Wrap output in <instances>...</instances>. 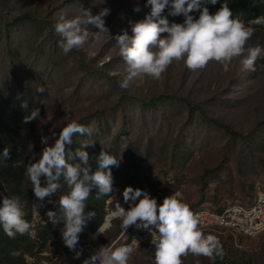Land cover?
Masks as SVG:
<instances>
[{"label":"rangeland","instance_id":"rangeland-1","mask_svg":"<svg viewBox=\"0 0 264 264\" xmlns=\"http://www.w3.org/2000/svg\"><path fill=\"white\" fill-rule=\"evenodd\" d=\"M146 3L147 0H13L0 7V88L14 103V77L29 81L35 94L33 108L40 109V116L33 120L34 128L25 133L29 142V164L39 161L44 147L55 143L52 133L56 132L58 138L59 131L71 120L77 121L95 110L113 107L122 91L120 82L128 74L127 65L119 55L116 36L124 31L132 35V26L151 12V6L145 7ZM170 4L168 9L171 10ZM53 6L56 7L54 10ZM137 7L140 11L134 10ZM105 8L110 10L107 16L102 17L108 33H100L94 25L82 23L80 34L88 33L83 47L64 54L53 25L62 16L68 19L81 16L86 20L84 9L96 16ZM26 12L36 19L6 27L14 17ZM190 15L198 18L199 12ZM177 17V23L184 22L183 13ZM7 33L8 40H5ZM256 45L264 46V34L260 31H255L247 46ZM9 47L12 50H8ZM243 58H234L228 71L215 61L197 71L188 70L183 61L173 62L159 80L140 76L130 81L127 91L132 95L142 99L159 94L184 97L203 110L207 118L203 120L197 109L188 115L187 105L181 102L171 108L143 111V115L137 111L131 113L129 117L133 120L126 126L127 132L116 139L121 162L117 168L115 194L128 177L124 137H130L140 146L146 178L144 186L150 199L161 192L176 195L191 210L213 209L250 204L257 183L264 191V149L260 146H264V67L256 65L255 73L248 76L250 71L243 67ZM41 86L45 88L43 94L37 92ZM212 119L244 136L259 135L257 140H262L253 142L259 144L254 145L257 149L253 156L243 163L233 151L227 135L215 126ZM107 120L111 124L107 134L110 136L120 129L118 111L116 118L111 114ZM45 137L47 145L41 143ZM174 144L179 147L181 157L174 155ZM40 179L42 183L45 177ZM24 185L25 188L32 187L28 176ZM56 199H48L43 213L38 206L32 207L34 228L29 237L35 247L37 225L43 224ZM116 219L121 220L115 218L114 221ZM114 221L108 230L111 234L120 227ZM136 223L138 229H145L140 220ZM121 232L122 229L109 245L103 247H109ZM214 235L223 246L222 264H264V233L254 237L228 233ZM97 238L92 237L91 241L95 242ZM123 239L124 236L115 247L121 245ZM148 248L141 245L136 248L129 264H154L155 248ZM100 249L88 243L79 250L82 251L81 258L74 259L75 253L63 244L59 231L36 259L30 255L25 258L29 264H36V260L39 264H82L84 259L97 254ZM216 257L189 254L182 257V261L183 264H214Z\"/></svg>","mask_w":264,"mask_h":264},{"label":"clouds","instance_id":"clouds-1","mask_svg":"<svg viewBox=\"0 0 264 264\" xmlns=\"http://www.w3.org/2000/svg\"><path fill=\"white\" fill-rule=\"evenodd\" d=\"M208 2L215 5L218 0ZM169 4L170 0H147L145 7L150 5L151 12L143 21L132 26V35L129 36L127 31H124L123 34L116 36L119 55L127 65L128 71L125 79L120 82L122 89H127L130 81L140 76L159 80L173 62L183 61L188 70L197 71L203 70L209 62L215 61L222 65L224 71H228L234 58L244 57L241 61L243 67L249 71H256V61L264 56V46L247 45L256 31L253 26H264V16L249 20L246 24L240 18H233V12L227 3H223L219 10L210 14L207 7L201 8V0H171V11L168 15L175 17L183 13L185 20L183 23H172L169 26L167 17L161 16ZM134 10L140 11L138 7ZM109 11L105 8L98 15L92 16L89 10L84 9L86 20L81 16L71 19L62 16L53 28L55 34L60 37L59 47L64 54L83 47L88 33L84 31L83 35L80 34L82 23L94 25L100 33H108L102 17L107 16ZM194 12H199L198 18L190 15ZM37 92L43 94L45 88L38 87ZM21 107L27 109L28 103L23 102ZM37 116H40V109L33 108L31 115L25 116V122L35 120ZM77 133L81 136L85 133L91 136V129L76 120H71L59 131L58 138L56 132L52 133L55 138L54 145L45 146L39 161L30 163L26 169L34 196L41 200L60 188V184L52 181L63 175L68 191L59 197L61 215L49 211L47 217L54 225L63 220L61 238L63 244L75 253L74 259H80L82 256V251H76V248L86 227L85 221L96 215L93 211L88 212L87 217L84 215L91 186H99L100 194L97 199L100 195L112 193L113 174L109 166L118 168L121 162V159L101 150L96 160L100 169L107 171H96L89 175L91 171L89 153L83 149L95 146V143L88 139L82 141L80 148L76 150L75 155L80 163H68L65 145H71L72 137ZM41 143L47 145V137L42 138ZM10 151V146L4 147L0 156L5 160L9 159ZM82 164L85 167H82ZM41 176L46 178L47 187H41ZM89 181L92 185L88 183ZM141 195L140 189L134 191L131 186L126 187L122 193L125 203H128L129 199L135 201ZM0 199H2L0 227L7 237L15 239L17 235L30 234L34 225L26 219L27 213L20 197L4 196ZM125 210L117 204L114 211L106 214L98 232L104 233L111 229L112 220L115 218L121 219L120 228L124 232H127L129 226L137 220L144 222L145 229L151 226L156 230L152 239L155 248L154 264H183L182 257L189 254L207 258L224 256L219 238L212 234L206 235L199 227V216L176 195L166 196L163 202L158 204L156 198L150 199L145 194L135 206ZM139 244V240L133 239L131 244L115 249L102 247L97 254L84 259L82 264H95L101 257V264H129L133 246L139 248ZM12 255L18 253L14 252Z\"/></svg>","mask_w":264,"mask_h":264},{"label":"trees","instance_id":"trees-1","mask_svg":"<svg viewBox=\"0 0 264 264\" xmlns=\"http://www.w3.org/2000/svg\"><path fill=\"white\" fill-rule=\"evenodd\" d=\"M12 1L13 0H0V7H5L8 4L12 3ZM223 3L228 4L229 8L233 12V18H240L246 24L249 20L255 19L259 16H264V0H218L215 5L209 3L208 0H201V8L207 7L210 14H214L217 10L220 9ZM55 8L56 7L53 6L52 10H54ZM169 11L171 10L166 8L165 12L162 13L161 16H166L169 20V26H171L172 23H177L179 18L177 16L173 17L168 15ZM35 19L36 18L32 14L26 12L14 17L11 23H6V27H8L9 24H11L10 26L12 27L19 26L26 21ZM52 24L53 23L50 22L51 26ZM253 27H255L256 31H260L264 34V26ZM6 29L7 28H5V30ZM5 35V40H8V33ZM8 50H12V47H9ZM258 64L264 67V56L257 60L256 65L258 66ZM253 73L255 72L250 71L247 75L251 76ZM14 84L16 88L14 103H12L11 100L6 96L5 91L0 88V153H2L4 147L10 146L11 150L9 159L5 160L2 158V156H0V198L4 196H19L22 201V206L27 213L26 219L32 223L31 217L33 205L38 206L43 213L47 209V206L45 205L46 202L48 201V199H51L53 197H56L57 199L55 201L54 207L52 208V211L57 212L58 216L61 215L59 211V197L66 194L68 188L66 182L64 181L63 175H61L58 180L52 181L53 183L60 184V188H58L55 193L44 197L43 200L34 196L32 187L25 188L24 182L27 176L26 169L27 165H29L30 162L29 142L25 133L29 129L32 131V129L34 128V122L30 121L26 123L24 118L25 116L31 115V110L34 106L35 94L29 81H24L19 77H14ZM121 90L122 91L118 99L114 102L112 108L108 107L105 109L95 110L93 114L77 120L78 123L83 124L91 129V136H89L87 133H85L83 136L77 133L72 137V144L65 145V156L68 160V163L75 164L80 163L79 158L75 155V153L76 150L80 148L81 142L90 139L95 143V146H89L83 149L84 151H87L89 153V165L91 166L89 175L94 174L96 171H107V169H100L99 164L96 160L101 150L115 156L117 159L119 158V144L116 142V139L120 134L127 132L126 126L128 127V123L132 122L133 120L132 117H129L131 116V113H135L137 111L139 113H142L143 115V111H155L158 107L160 109L165 107L171 108L175 107L177 102H181L182 104L187 105L188 115L192 114L193 109H197L199 110V114H201L203 120H206L207 118L203 110L199 109L198 106H193L184 97L181 98L169 96L166 94H159L151 96L148 99H142L140 97L132 95V93H129L127 89ZM25 101L28 103L27 109L21 107V104ZM127 108H129V110H126ZM117 111L121 120L120 129L113 135L107 136V134L110 132L109 130L111 127V124L107 120L108 116L112 114V116L116 118ZM212 121L214 124H216L215 126L221 129L227 135L229 143L233 146V151L242 158L243 163H245L249 157L253 156V154L255 153V149H257L254 147V145H259L255 143H260L262 140V138H259L257 140L259 135L256 134L252 137L244 136L240 132L235 131L232 128L220 123L216 119H212ZM92 124H95V127ZM123 140H126L125 154L128 161V177L124 181L120 191L115 194L117 167L109 166L113 174V191L108 195H100L99 199L96 198L100 194L99 186L92 185L91 181L88 182L92 186L91 194L87 202V206L84 210V215L85 217H87V213L90 211L95 212L96 215L90 219H86V227L84 228V232L80 235V241L77 245L76 251H79L84 245L88 243H91L98 248H102L104 245H109L120 232V227L113 234L106 230L104 233H100L98 235V238L95 242L91 241V238L93 237L95 232L104 223L107 210L114 211L117 204L121 205V207L123 208L128 209L132 206H135V204L138 203L145 194H147L144 186L146 178L144 176V169L142 165L143 156L140 146H138L137 143H134L130 137H124ZM253 142L255 143L253 144ZM174 146V155L177 157H181L180 155L182 154L179 151V147L176 144H174ZM260 146L262 149H264V146ZM147 154L149 153L147 152ZM81 166L85 167V165L83 164ZM47 186L48 183L45 178L41 183V187ZM128 186H131L134 191L135 189H140L142 195L140 197H137L135 201L129 199L128 203H125L122 193L123 190ZM253 189L254 197L250 204L253 203L256 195L255 188ZM109 199L111 201L107 204V201ZM0 206H2V199H0ZM227 207L206 209L221 213ZM112 221H114V219ZM121 222V220L116 219V221H114V224L117 223L120 226ZM140 222L142 224L144 223L142 221ZM137 224L138 223H134L133 225L129 226L128 231L124 233L123 242L119 246L126 245L130 241L134 232L145 230L138 229ZM37 228L38 238L36 239L37 247H35L29 237V234L23 236L17 235L15 239H10L3 232L2 227H0V264H29L25 256L30 255L33 258L38 257L39 254L42 253V250L44 249V246L47 245L48 241H50L53 236H56L57 233L62 230L63 220H60L59 223L54 225L48 221V217L46 216L43 219V224H38ZM203 232L206 235L222 233L219 229H209ZM142 246L149 247V250H152L154 248V246L150 243L142 244L141 247ZM14 252L18 253V255L13 256L12 253ZM132 259L133 257L130 258L129 262H131ZM223 260L224 258L217 256L214 264H222ZM35 263L39 264V261L36 260Z\"/></svg>","mask_w":264,"mask_h":264},{"label":"built area","instance_id":"built-area-1","mask_svg":"<svg viewBox=\"0 0 264 264\" xmlns=\"http://www.w3.org/2000/svg\"><path fill=\"white\" fill-rule=\"evenodd\" d=\"M146 190H148V188H146ZM255 193V199L250 205L234 204L227 207L221 213L206 208L193 211V213L200 218V229L202 231L219 229L222 233H230L233 236L240 235L245 237H254L264 233V191L261 189L259 183L255 185ZM166 196L170 195L157 192L154 198H156L157 203L160 204ZM108 213L109 211L107 210V214ZM155 231L154 228L150 227L143 231L134 232L127 244H131L133 239L140 241L139 246L145 243L152 244ZM124 233L125 232L122 231L118 238L109 247L112 249L120 247H115V245L124 236ZM133 249L135 250L136 247L133 246ZM101 259L102 257L98 258L95 264H101Z\"/></svg>","mask_w":264,"mask_h":264},{"label":"water","instance_id":"water-1","mask_svg":"<svg viewBox=\"0 0 264 264\" xmlns=\"http://www.w3.org/2000/svg\"><path fill=\"white\" fill-rule=\"evenodd\" d=\"M100 233L98 232V230L95 232L93 238H96Z\"/></svg>","mask_w":264,"mask_h":264}]
</instances>
